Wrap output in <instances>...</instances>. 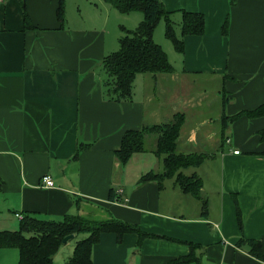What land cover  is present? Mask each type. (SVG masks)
I'll return each mask as SVG.
<instances>
[{"label":"crops","instance_id":"crops-1","mask_svg":"<svg viewBox=\"0 0 264 264\" xmlns=\"http://www.w3.org/2000/svg\"><path fill=\"white\" fill-rule=\"evenodd\" d=\"M161 1L174 11L178 35L182 10L203 13L205 32L184 36L178 51L164 38L163 21L154 39L174 71L138 73L126 101L106 98L102 61L142 12L122 13L106 0H65L60 21V0L0 1V231L18 230L26 214L97 215L156 236L139 244L136 233L119 242L103 232L93 264H169L190 253V242L201 245L204 264H264L238 246L242 237L256 239L264 251V114H250L264 105V0ZM178 114L177 151L204 157L198 169H185L201 176V198L175 177L142 182L164 171L156 134L127 163L116 156L127 130ZM204 166L219 167L215 186ZM112 189L123 190L121 201L111 199ZM65 245L64 263L75 243ZM19 256L16 247H0V264H19Z\"/></svg>","mask_w":264,"mask_h":264},{"label":"trees","instance_id":"trees-1","mask_svg":"<svg viewBox=\"0 0 264 264\" xmlns=\"http://www.w3.org/2000/svg\"><path fill=\"white\" fill-rule=\"evenodd\" d=\"M112 3L122 13L140 11L144 17L135 29L122 27L118 50L106 55L102 61L107 73L105 82L106 98L114 101L132 100L134 84L138 73H171L174 66L169 60L166 51L154 39V32L161 21H165V34L178 51L184 49V36L202 35L205 32V16L200 12L181 11V35L177 33V23L173 18L174 11H169L161 0H106ZM237 0H231L235 4ZM65 0H60L58 17L64 20ZM26 24L29 25L26 16ZM227 30L224 25L223 31ZM252 116L264 114V105L251 111ZM182 114L168 123L148 125L140 130H127L123 136L121 147L116 150V156L122 163H127L137 152L146 150L148 135H157L155 152L163 156L164 171L150 172L143 176L142 182L159 181L175 177V182L185 192L201 198L202 178L196 172L185 173V169L202 163L204 157L197 153H183L177 151L181 126L184 122ZM264 141V129L261 131ZM79 152L76 153V156ZM264 154V151L262 152ZM111 199H121L111 190ZM206 202H204V209ZM206 212L204 211L203 214ZM240 226H242L239 214ZM103 232H114L118 241L122 242L126 233H136L139 244L154 234L143 231L138 224L109 218L98 220L78 214H67L62 220H44L30 214L23 216L18 230L0 231V247L19 249V264H55L54 256L64 245V238L70 234L85 233L88 236L78 239L72 255L65 264H93V247L100 240ZM191 251L188 255L172 259L169 264H204L199 253L200 244L190 242ZM248 252L264 261L262 242L256 239L242 237L238 242Z\"/></svg>","mask_w":264,"mask_h":264},{"label":"rangeland","instance_id":"rangeland-1","mask_svg":"<svg viewBox=\"0 0 264 264\" xmlns=\"http://www.w3.org/2000/svg\"><path fill=\"white\" fill-rule=\"evenodd\" d=\"M165 26V24H164V22L162 21V22H160L159 24H158V26H157V30L156 31H160L161 29H163V27ZM126 28H129V27H127V26H125ZM136 28V27H135ZM135 28H133V29H135ZM123 32V31H122ZM124 33V32H123ZM163 36H164V38L166 37V35H165V31L163 32ZM159 43V42H158ZM160 44V43H159ZM161 45V44H160ZM162 46V45H161ZM163 47V46H162ZM163 49H164V47H163ZM165 50V49H164ZM166 51V50H165ZM167 53V52H166ZM169 58V57H168ZM170 60V59H169ZM211 93H214V92H211ZM150 137H153V135H151ZM147 143H149V140H147ZM200 165H198V166H193V168L194 169H198V167H199ZM204 168H206V171L208 172V173H210L211 174V176H212V174L214 175V178L213 179H211V181H212V185L213 186H215L216 185V177H217V175H218V173H219V167L218 166H216V167H213V166H204ZM212 178V177H211ZM91 218H93V219H99V218H101V217H99V216H95V217H91ZM86 236H88V234H85V233H82V234H80V235H78L76 238H72V239H70L67 243H66V245H65V247H69L70 245H72L73 243H76V241L78 240V239H81V238H84V237H86ZM63 249V248H62ZM65 249V248H64ZM64 249L63 250H61V249H59L58 250V252L56 253V255H55V258H56V260H55V264H65L64 263V260L62 261V258H63V251H64ZM54 258V259H55Z\"/></svg>","mask_w":264,"mask_h":264},{"label":"built area","instance_id":"built-area-1","mask_svg":"<svg viewBox=\"0 0 264 264\" xmlns=\"http://www.w3.org/2000/svg\"><path fill=\"white\" fill-rule=\"evenodd\" d=\"M2 1V0H0ZM228 142H230V139L227 140ZM239 150H235L234 153H239ZM43 182L45 183L46 186H52L53 185V180L52 177L50 175H44L43 177ZM122 192L123 190H119L117 192V196L121 197L122 196ZM116 201H121L120 199H116Z\"/></svg>","mask_w":264,"mask_h":264},{"label":"water","instance_id":"water-1","mask_svg":"<svg viewBox=\"0 0 264 264\" xmlns=\"http://www.w3.org/2000/svg\"><path fill=\"white\" fill-rule=\"evenodd\" d=\"M75 234H70L64 238V243L68 242L70 239L74 238Z\"/></svg>","mask_w":264,"mask_h":264}]
</instances>
